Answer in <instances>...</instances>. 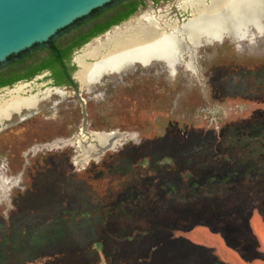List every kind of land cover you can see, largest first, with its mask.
Segmentation results:
<instances>
[{
  "label": "rangeland",
  "instance_id": "rangeland-1",
  "mask_svg": "<svg viewBox=\"0 0 264 264\" xmlns=\"http://www.w3.org/2000/svg\"><path fill=\"white\" fill-rule=\"evenodd\" d=\"M177 4L148 12L179 16ZM184 64L136 63L95 84L96 94L75 80L74 91L52 92L5 123L0 264H264V111L255 110L264 104L251 101L264 96V25L251 38L198 47ZM50 85L44 71L0 95ZM111 130L114 148L82 153V136L95 145L89 132ZM226 213L238 231L219 221Z\"/></svg>",
  "mask_w": 264,
  "mask_h": 264
},
{
  "label": "bare ground",
  "instance_id": "bare-ground-1",
  "mask_svg": "<svg viewBox=\"0 0 264 264\" xmlns=\"http://www.w3.org/2000/svg\"><path fill=\"white\" fill-rule=\"evenodd\" d=\"M177 8L182 16L186 15L182 22L170 16L168 9L144 13L130 25L105 33L104 38L88 44L74 56L78 67L75 80L81 89L89 91L95 84H103L113 74L121 75L136 63L146 67L153 61H160L171 68L183 62L190 67L198 47L221 42L225 37L233 40L251 38L262 31L264 25V0H178ZM52 92L66 95L58 87L30 93L23 86L0 95V130L6 122L22 116L24 111H37ZM88 134L96 144H89L82 136L78 146L83 154L89 153L87 148L97 147L98 151L108 148L114 139L112 133ZM65 143L67 141L54 144Z\"/></svg>",
  "mask_w": 264,
  "mask_h": 264
},
{
  "label": "trees",
  "instance_id": "trees-1",
  "mask_svg": "<svg viewBox=\"0 0 264 264\" xmlns=\"http://www.w3.org/2000/svg\"><path fill=\"white\" fill-rule=\"evenodd\" d=\"M113 1L102 6L108 10L98 13L97 11L102 7L95 8L87 16L80 17L70 25L58 30L48 40L34 43L29 48L9 55L5 60L6 66L0 67V87L12 85L19 80L31 79L44 70L52 72V76L56 79L57 83L68 81L72 83L68 72L74 69V65L69 66L74 50L88 42L91 37L102 33L111 25L117 24L127 18L136 9V5H134L125 11V8H128L129 5H124V10H120L119 12L120 15L114 17V14L107 13L114 9L113 5H111ZM101 16L103 17V22L100 24L98 19ZM84 18L87 20L80 23L79 27L86 25V30L78 27L67 32L69 27L82 21ZM218 219L228 229L234 231H238V228L240 229L238 225L234 224L235 219L232 214H220ZM238 221L242 222V216H239ZM247 226V231H250V234L255 237L250 229L249 222Z\"/></svg>",
  "mask_w": 264,
  "mask_h": 264
},
{
  "label": "water",
  "instance_id": "water-1",
  "mask_svg": "<svg viewBox=\"0 0 264 264\" xmlns=\"http://www.w3.org/2000/svg\"><path fill=\"white\" fill-rule=\"evenodd\" d=\"M110 1L113 0H0V62L34 43L48 40L58 30ZM109 30L110 28L105 33ZM71 60L74 62V55ZM77 71L78 68L74 70V78ZM78 88L81 89L79 85ZM113 131L117 132H101ZM115 145L113 143L112 148Z\"/></svg>",
  "mask_w": 264,
  "mask_h": 264
},
{
  "label": "flooded vegetation",
  "instance_id": "flooded-vegetation-1",
  "mask_svg": "<svg viewBox=\"0 0 264 264\" xmlns=\"http://www.w3.org/2000/svg\"><path fill=\"white\" fill-rule=\"evenodd\" d=\"M158 1H161V2H163L164 0H152V2H151V4H148L147 5V2H146V0H114L113 1V3H111V5H113V7H114V9H112V10H110V11H108L107 13L109 14V13H111V14H114V17H118L120 14H119V12H120V10H124V5H129V7L128 8H125V11H126V9H129V8H132L134 5H136V9L132 12V13H130L129 15H128V17L127 18H125V19H123V20H121L119 23H121L122 21H125V20H127V19H129L131 16H133V15H135L136 13H137V15H135V16H138V15H140V14H142L143 12H145V11H147L146 13H150V12H148L149 10H153V11H157V10H162V8H157V9H155L156 7V4H157V2ZM146 6H148V10H145V8H146ZM105 10H108V9H106V7H102V8H100L99 9V11H97L98 13H102L103 11H105ZM119 10V11H118ZM143 10V11H142ZM176 10L178 11V13L180 12V9H178V8H176ZM96 12V13H97ZM183 13V12H182ZM172 16H175V17H177L179 20H181V22H182V19L185 17L186 18V15H185V13H184V16H182L181 15V13H179V16H176V15H172ZM140 17H142V15L140 16ZM139 17V18H140ZM137 20H139V19H137ZM98 22H100V24L103 22V17L101 16V17H99V19H98ZM135 22V21H134ZM119 23H117V24H119ZM117 24H113V25H111L110 27H112V26H116ZM128 25H130V24H128ZM128 25H126V26H128ZM126 26H124V27H126ZM109 27V28H110ZM108 28V29H109ZM87 29V27H85L84 28V30H86ZM108 29H106L105 31H107ZM105 31H103L102 33H99L98 35H101V34H103V33H105ZM98 35H96V36H98ZM93 37H95V36H93ZM93 37H91V39L93 38ZM105 37V35L102 37V38H104ZM102 38H100V39H102ZM90 39V40H91ZM99 40V39H98ZM226 40V39H225ZM229 40V39H228ZM231 41V40H230ZM223 42V41H222ZM232 42V41H231ZM203 46V45H202ZM213 46V45H212ZM235 47H237L236 46V44H235ZM259 55H262V54H259ZM73 56V55H72ZM72 59V58H71ZM71 65H73L72 64V60L69 62V66H71ZM44 71H47L48 72V79H50V86L51 87H58V88H62V89H64V91H66L65 89L66 88H72V90L74 91L75 89H76V83H75V78L73 77V73H74V69L73 70H70L69 72H68V74L70 75V79L72 80V83L71 82H61V83H57L56 82V79L52 76V72H50L49 70H44ZM44 71H42V72H44ZM42 72H40V73H42ZM40 73H38V74H40ZM38 74H36V75H38ZM35 75V76H36ZM33 78V77H32ZM68 77H67V75H66V79H67ZM107 79V78H106ZM77 82V81H76ZM7 86V85H6ZM4 87V86H3ZM95 86H93L92 87V89H91V92L92 91H94V90H96L95 88H94ZM1 88V87H0ZM78 88V87H77ZM78 90H79V88H78ZM95 92V91H94ZM225 96H227V94L225 95ZM259 101V102H261L262 104H264V96H262V97H255V98H251V101ZM229 108L230 109H236V110H242V109H245L246 107L244 106V104H237V103H234L233 104V102H232V104H229ZM255 110H257V111H264V106H259V107H256L255 108ZM4 165H5V163H1L0 164V166H3L2 167V169L4 168Z\"/></svg>",
  "mask_w": 264,
  "mask_h": 264
},
{
  "label": "crops",
  "instance_id": "crops-1",
  "mask_svg": "<svg viewBox=\"0 0 264 264\" xmlns=\"http://www.w3.org/2000/svg\"><path fill=\"white\" fill-rule=\"evenodd\" d=\"M249 225H250V222H249ZM259 226H261V224L259 223ZM250 229H251V231H253L252 230V228H251V225H250ZM256 237V236H255ZM256 239H257V237H256ZM261 245V244H260ZM258 251H260L261 253H263V258H262V260L264 261V250L261 248V246H260V250H258ZM231 258H235V256L234 255H232V257ZM226 259V258H225ZM229 259V258H228ZM236 259V258H235ZM230 260V263H232V261H233V263H234V259L232 260V259H229ZM232 263V264H233ZM250 264H253V262L252 263H250Z\"/></svg>",
  "mask_w": 264,
  "mask_h": 264
}]
</instances>
